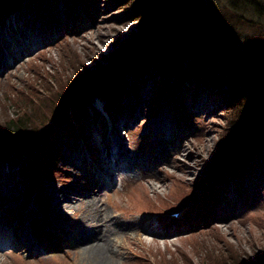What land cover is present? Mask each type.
Returning a JSON list of instances; mask_svg holds the SVG:
<instances>
[{"label":"rangeland","instance_id":"obj_1","mask_svg":"<svg viewBox=\"0 0 264 264\" xmlns=\"http://www.w3.org/2000/svg\"><path fill=\"white\" fill-rule=\"evenodd\" d=\"M132 1L92 0L82 8V0H24L2 12L0 40L6 39L2 50L13 64L0 68V129L11 118L28 116V134L48 132L50 145L42 151L48 154L46 159L39 153L31 158L19 147L0 152V159L10 152L22 167L0 183V231L16 229L21 235L28 225L27 239H32V231L39 233L38 222L31 225V220L43 218L36 216L44 207L43 186L52 190L93 186L96 174L69 161L75 151L84 150L104 179L93 194L95 203L118 222L137 225L126 235L114 236L123 246L114 264H237V259L262 263L264 153L263 160L249 164L242 175L212 170L229 117L227 104L218 92L200 86V80L186 84L191 71L178 89L169 91L172 87L159 85L160 70L153 64L136 71L130 60H120L123 70L110 90L92 95L61 118L74 91L70 88L66 95L68 85L76 74L90 76L120 58L116 52L140 29L142 20L132 19ZM196 11L198 20L223 19L233 27L230 45L236 50L250 53L258 46L264 56L262 16L245 11L238 15L237 8L235 14L228 0H200ZM22 44L32 48L14 61L12 46ZM191 59L186 56L183 65L189 67ZM128 93L133 96L127 104L122 99ZM44 97L51 103L40 106ZM59 106L58 115L54 112ZM104 119L127 159L119 165L118 156L109 155L103 138L94 133V123L103 125ZM36 122L39 126H32ZM113 149L116 154L118 148ZM205 186V200L194 205ZM173 211L179 215L173 216ZM63 213L67 223H80L83 217L78 203ZM145 227L151 231L139 229ZM69 241L60 234L51 246L47 235L39 236L36 245L41 250L33 251L15 244L17 238L10 245L1 238L0 264H84L75 251L83 243L73 246Z\"/></svg>","mask_w":264,"mask_h":264},{"label":"trees","instance_id":"obj_2","mask_svg":"<svg viewBox=\"0 0 264 264\" xmlns=\"http://www.w3.org/2000/svg\"><path fill=\"white\" fill-rule=\"evenodd\" d=\"M21 1L24 0H0V16L8 9L13 10ZM86 1L92 2L82 0V8H86ZM132 3L135 12L132 19L142 20L140 29L116 52L115 56L120 54V58L117 56L114 62L95 73L90 72L93 75L76 74V80L68 85L66 95H69L70 88H74V91L68 96L66 105L68 102L69 105H65L61 118L68 115L67 110L74 112L78 103H85L92 95L110 90L123 70L120 60H130L131 68L136 71L153 64L155 69L160 70L159 85L163 88L172 87L169 91L178 89L180 80L182 82L191 71L186 84L200 80V86L205 90L218 92V96L227 104L229 117L221 134L212 170L215 169L216 174L226 170L237 171L240 175L249 171V164L255 160H263L264 153V56H261L259 47L256 46L250 53L236 50L230 45L233 27L228 28L223 19L198 20L196 8L200 0H133ZM228 6L234 9L235 14L237 8L238 15L245 11L248 15L264 18V0H228ZM192 22L195 23L194 27L190 26ZM181 25L185 28L184 31L177 30ZM188 55L192 59L189 67H186L183 60ZM76 83L78 86L74 87ZM32 98L30 95L29 99ZM41 102L51 103L47 97L40 101V106ZM53 106L54 104L51 108ZM60 107L55 110V114H58ZM27 118L28 116H19L7 120L4 129H0V152L9 146L19 147L26 150L31 158H35L34 154H42L50 145L47 140L48 132L37 137L34 130L28 134ZM32 126H39V122ZM47 157L48 154H42L43 159ZM31 173L34 179V172ZM207 194L205 186L194 205L203 202ZM237 264L249 263L237 259ZM251 264H264V260L262 263Z\"/></svg>","mask_w":264,"mask_h":264},{"label":"bare ground","instance_id":"obj_3","mask_svg":"<svg viewBox=\"0 0 264 264\" xmlns=\"http://www.w3.org/2000/svg\"><path fill=\"white\" fill-rule=\"evenodd\" d=\"M2 40H0V42L2 41V43H0V68L3 67V69H5L10 68L13 63L10 62L5 55V52L2 50L6 39L2 37ZM31 46L32 45L25 46L22 44L21 48L13 45L12 51L15 55L13 57L14 61L18 59V55L26 53L31 49ZM131 94L132 93H128L122 101L127 102V104L128 102L130 103L133 96V94ZM124 102L122 104H124ZM104 122L106 124L104 123L103 125L94 123V133L103 138L105 149L109 152V155L113 154L114 157L118 156V165L126 162L127 159L125 153L120 149L118 139L112 134L111 128L109 131L108 121L104 119ZM122 122H127L126 117L122 119ZM113 148H118L116 154L112 151L114 150ZM78 158L80 159L79 161L76 160ZM69 161L76 164L75 166H77L78 169L81 167L83 171L89 174H96L94 175L95 182L93 186L86 187L84 190L70 185H64L63 187L59 186L54 190L47 186H43V196L41 201L43 202L44 207L42 210H39V213H36V216L40 215L43 218L38 220L36 217L31 220V225H33V223L36 225L38 222L36 228L39 229V233H37V231L35 234L32 231V239L30 237L27 239L31 233L27 225L23 229V234L21 235H19L16 229L11 232L0 231V239L4 238V244L10 245L14 244L13 238H17L15 244L20 245L21 247L30 246L33 251H38L41 250V248L36 245L39 236L43 237L47 235L50 240V245L54 246L56 245V237L62 234L70 238L69 242L73 246H77V243H83L75 251H77L78 256L80 253L81 260L84 264H114L115 258L123 248L120 243H115L114 236L120 232H124L126 235L129 229H132L137 225L129 220L118 222L117 218L112 217L110 213L105 210L102 211L97 203H95L96 200L94 199L93 194L100 191V187L103 186L104 182L102 181L103 178L100 174L90 164L87 153L84 150L80 152V154L78 151H75ZM20 169H22V167L18 164L17 159L8 152L7 155L0 159V176L4 177L3 181L0 180V183L4 185V181L7 180L8 176L15 175L20 172ZM82 170L79 171L82 172ZM73 203H78L82 208L83 217L80 223H67L63 218V211L70 208ZM139 229L151 231L146 227Z\"/></svg>","mask_w":264,"mask_h":264}]
</instances>
